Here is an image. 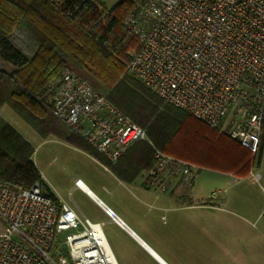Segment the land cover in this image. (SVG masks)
<instances>
[{"label": "built area", "instance_id": "obj_1", "mask_svg": "<svg viewBox=\"0 0 264 264\" xmlns=\"http://www.w3.org/2000/svg\"><path fill=\"white\" fill-rule=\"evenodd\" d=\"M124 25L138 44L129 74L164 103L256 152L264 117V0H143ZM37 99L110 164L134 143H149L154 164L140 175L148 189L164 192L199 175L200 166L155 148L143 127L69 68ZM84 186L74 179L73 187L91 197ZM93 200L134 237L110 207ZM0 221V264H117L103 223L56 204L38 181H0Z\"/></svg>", "mask_w": 264, "mask_h": 264}, {"label": "trees", "instance_id": "obj_2", "mask_svg": "<svg viewBox=\"0 0 264 264\" xmlns=\"http://www.w3.org/2000/svg\"><path fill=\"white\" fill-rule=\"evenodd\" d=\"M137 1L117 0L107 8L97 0H0V60L12 67L8 72L0 69V107L9 106L42 137L53 134L92 156L97 154L81 145L78 136L37 99L69 68L143 127L162 152L238 176L257 169L264 153V117L258 147L252 153L164 103L125 73L132 57L128 51L138 44L123 22ZM33 153L32 145L0 118V181L22 187L38 181L57 204V197L43 188ZM153 164L152 146L138 141L108 166L116 175L133 179Z\"/></svg>", "mask_w": 264, "mask_h": 264}, {"label": "rangeland", "instance_id": "obj_3", "mask_svg": "<svg viewBox=\"0 0 264 264\" xmlns=\"http://www.w3.org/2000/svg\"><path fill=\"white\" fill-rule=\"evenodd\" d=\"M97 1L107 8L117 2V0ZM142 2L143 0H138L131 11ZM136 49L137 45L129 49L128 53L130 57ZM125 73L132 80L141 84L140 81L129 74L126 69ZM99 90L109 93V91L103 89V87H100ZM13 115L20 123L25 125V122L17 116V114L13 113ZM0 118L8 123V119L6 120V117H3L2 114ZM12 123H14V121ZM11 127L17 132L13 126ZM28 138L30 144L34 148L32 156L33 162L41 175V179L43 178L45 183L43 188L57 193V195L70 204L78 214H83L91 220L102 221V229L106 237V232L109 227V224L106 223V216L85 193L73 187V182L75 178H79L94 191L105 204L108 203L113 208H116L115 200L119 196L121 190L118 189L119 185L114 182L113 175L106 172V166L109 168L108 165L113 164L104 161L98 154L92 156L81 148L94 157L98 161L97 162L86 153L73 148L69 143L53 134L45 137L36 135ZM147 138L149 139L148 136ZM77 139L81 145L94 151L85 141L79 137H77ZM78 148L80 147L78 146ZM202 169L203 167H201L197 179L200 177V173L203 171ZM208 170H215L221 174L225 173L223 170L219 169L209 168ZM142 172L143 170L139 175H141ZM252 172L253 177L243 180L244 189H242L243 186L241 187V185L232 187L226 186V184L223 183L202 184L201 194L206 195L208 193L205 198L206 200L207 198H217L218 196L222 198L221 202L217 203L218 205L216 206L214 203L209 202V200H205L206 202L202 204L207 208L213 207V209L205 210L207 226L205 231L202 230L205 233L201 244L204 241L205 251L208 257L216 253L217 263L264 264V157L261 159L260 166L250 171V173ZM132 191L134 193L136 192L133 189ZM157 191L158 190L151 189L150 193H156ZM211 191H215L216 193L211 195ZM143 204L145 208H150L149 203ZM171 205L172 204H166V206ZM172 213L175 214L176 211H163L160 214L163 216H160L159 221L162 223H169V215ZM2 227L3 225L0 221V230ZM115 233L121 239L126 238V234L121 231L116 230Z\"/></svg>", "mask_w": 264, "mask_h": 264}, {"label": "crops", "instance_id": "obj_4", "mask_svg": "<svg viewBox=\"0 0 264 264\" xmlns=\"http://www.w3.org/2000/svg\"><path fill=\"white\" fill-rule=\"evenodd\" d=\"M11 68L12 67L9 63L0 60L1 70L8 72ZM11 111L16 114L7 105L0 107V115L2 114L3 117H6V120L8 119L7 122L13 126L28 143H30L28 137L39 134L28 124L25 123L24 125L20 123ZM13 121L14 123H12ZM69 145L86 153L75 144L69 143ZM86 154L90 158L96 160L88 153ZM262 157H264V153H262ZM214 163H216V161H214ZM202 167L204 172L202 171L200 173V177L197 180L191 183L178 182L167 191L150 193L151 189L142 185L140 175L133 179H126L125 177L116 175L106 166V172L113 175L114 182L119 185L118 189L121 190L119 196L115 200L116 208H113L108 203H106V205L110 207L114 214L134 233V237H132L128 232L115 222L110 221L106 216V223L109 224L106 232V240L117 264L219 263H217L216 253H214V255L211 254V257H208V255H206L204 241L201 244L205 233L202 230L205 231L207 226L205 210L213 209V207L207 208L202 204L209 200V202L214 203L216 206L218 205L217 203L221 202L222 198L221 196H218L217 198H207L206 200L205 198L208 193L206 195L201 194L202 186L211 183H223L226 184V186L232 187L241 185V187L243 186L242 189H244L245 186L243 185V180L253 177V172L244 176H238L231 172L221 174L215 170H208L209 168L205 166ZM84 185L85 187L87 186L85 183ZM86 188L97 199H100L88 186ZM132 189L136 192L134 193ZM52 193L59 201L67 203L57 195V193ZM87 196L94 201L92 196ZM143 203H149L150 208H145ZM166 204L172 205L166 206ZM166 210H175L176 213L169 215V223H162L159 219L160 216L163 215L160 214ZM116 230L125 233L126 238L121 239L118 237L115 233Z\"/></svg>", "mask_w": 264, "mask_h": 264}, {"label": "bare ground", "instance_id": "obj_5", "mask_svg": "<svg viewBox=\"0 0 264 264\" xmlns=\"http://www.w3.org/2000/svg\"><path fill=\"white\" fill-rule=\"evenodd\" d=\"M87 187V186H86ZM86 187L84 186V189L86 190V191H88V189H86ZM90 195L94 198V199H97L92 193H90Z\"/></svg>", "mask_w": 264, "mask_h": 264}, {"label": "water", "instance_id": "obj_6", "mask_svg": "<svg viewBox=\"0 0 264 264\" xmlns=\"http://www.w3.org/2000/svg\"><path fill=\"white\" fill-rule=\"evenodd\" d=\"M88 192H89V194H90V191H88ZM124 227H127V226L124 225Z\"/></svg>", "mask_w": 264, "mask_h": 264}]
</instances>
